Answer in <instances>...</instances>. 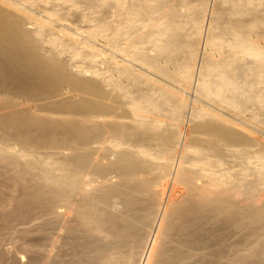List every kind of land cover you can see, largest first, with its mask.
Here are the masks:
<instances>
[{"label":"bare ground","instance_id":"6f19581e","mask_svg":"<svg viewBox=\"0 0 264 264\" xmlns=\"http://www.w3.org/2000/svg\"><path fill=\"white\" fill-rule=\"evenodd\" d=\"M260 36L264 0H0L24 264H264Z\"/></svg>","mask_w":264,"mask_h":264},{"label":"rangeland","instance_id":"374dc122","mask_svg":"<svg viewBox=\"0 0 264 264\" xmlns=\"http://www.w3.org/2000/svg\"><path fill=\"white\" fill-rule=\"evenodd\" d=\"M83 3L84 2H82L81 5H84L85 6V4H83ZM261 40H264V37L263 36H260V37L256 38V41H258L260 45L262 43ZM190 95L192 97H190V98L188 97V98L191 99V100H193V95L192 94H190ZM190 95L188 94V96H190ZM203 103H206L207 104V102H203ZM214 104L218 105L217 103H214ZM250 104H251L250 109L248 111H246V113H243L241 117L247 118V120L252 124L253 127L251 126V128H252V133L253 134L255 133V135H257L258 137H261L262 139H264V124L261 122L264 119V102L252 100ZM227 107L230 108V106H228V105H227ZM224 108L227 111H229V112L231 111L230 109H228L226 107H224ZM256 127L259 128L261 131H256ZM251 160H252V162L254 164H257V160L255 158H251ZM242 165H243L242 163L239 164V165L238 164H235L234 168L236 167L237 169H240V166H241V168H243L244 165L243 166ZM179 188L180 187H177V189H179ZM14 194H15V192H13L10 188L4 187V188L0 189V264H14V263L17 264L16 261H15L16 260L15 256L16 255H19V253H20V255L22 254V256H24L23 258L25 259L24 262H22L21 264L27 263L26 260L29 258V255L34 252L33 249L36 247L34 245H36L38 242H39L38 245L39 244L41 245V243L44 242L42 239L39 240L40 237H37V236H39L38 235L39 233L36 230V228L34 229V228L31 227L32 228L31 229L29 227V228H27V230H24V231L23 230L20 231V228L18 229V226L20 225V221H21V224H23V225H28V223H25L24 224V221L22 223V220H19V222H18V219L17 220L7 219V218H9L8 216L10 215V213L13 212L12 210H15V209H13V207L14 206L16 207L15 200H14ZM9 211H11V212L9 213ZM3 214H5V215H3ZM6 215H8V216H6ZM5 216L7 218H4ZM12 221H13V224H12ZM28 229H30V230H28ZM19 232L21 233V235H20ZM29 232H33V233H29ZM32 234H34V235H32ZM29 239H30V241H29ZM59 240H60V244H61V242H63V243H67L68 245H70L68 242H65L66 240L64 241L62 238L59 239ZM34 241L37 242V243H35ZM31 244L34 247H32ZM29 246L33 248V249H31L33 252H31V250H28L27 249V247H29ZM65 246L64 247H61V248H63V250L64 249L66 250V247L67 246L66 247ZM23 247H25V248L23 249ZM67 248H70L71 249L70 246H68ZM70 249H68L66 251L64 250L65 253L69 252ZM26 250H28V251H26ZM66 261H70V263H67V262L63 263L62 262V263H59V264H74L73 263V260L71 261L70 258L66 259Z\"/></svg>","mask_w":264,"mask_h":264}]
</instances>
